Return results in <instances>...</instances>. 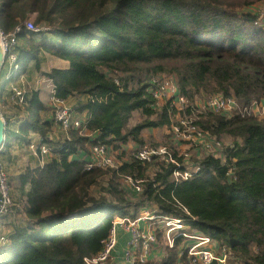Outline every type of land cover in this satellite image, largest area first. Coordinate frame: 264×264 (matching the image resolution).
Returning a JSON list of instances; mask_svg holds the SVG:
<instances>
[{"label": "trees", "instance_id": "1", "mask_svg": "<svg viewBox=\"0 0 264 264\" xmlns=\"http://www.w3.org/2000/svg\"><path fill=\"white\" fill-rule=\"evenodd\" d=\"M263 3L0 0V30L22 28L21 73L27 74L30 64L40 70L42 55L67 61L68 69L43 76L60 99L87 98L73 108L87 117L83 133L71 132L64 142L49 139L53 121L41 92L29 94L28 116L16 131L7 122V134L24 135L23 142L38 134L52 157L19 178L22 191L29 186L30 222L14 229L0 264H84L102 250L116 217L135 218L151 206L227 249L231 263L264 264V120L187 110L200 130L228 144L226 161L205 156L201 171L180 184L174 183L171 166L156 162L161 173L147 180L136 200L122 182L125 175L145 178L151 167L131 159L128 148L162 144L175 149L168 134L175 112L169 104L156 106L149 91L152 78L173 77L191 103L217 94L235 98L242 107L264 99V27L251 11ZM28 21L48 31L29 32ZM96 145L119 153L118 168L86 171L83 161L71 158ZM230 167L235 177L228 174ZM95 187L98 197L91 194ZM158 239L162 242L161 231ZM184 241L177 238L160 260L146 264H178L185 259L180 257Z\"/></svg>", "mask_w": 264, "mask_h": 264}, {"label": "built area", "instance_id": "2", "mask_svg": "<svg viewBox=\"0 0 264 264\" xmlns=\"http://www.w3.org/2000/svg\"><path fill=\"white\" fill-rule=\"evenodd\" d=\"M254 7H258L254 12L257 22L264 27V3ZM25 28L33 33L48 31L47 27L36 26L33 21L26 22ZM21 32V27H17L10 33L0 30L4 54L0 84L8 86L9 101L22 114L20 121L25 120V113L29 106V94L37 92L39 88L46 85L49 92L48 107L53 121L49 139L54 142L70 140L71 132L80 131L83 133V123L86 122L87 117L85 114L75 113L73 107L68 103L69 99L63 100L57 97L56 87L49 78L39 76L31 83L27 80V74L21 73L18 53ZM3 73L4 75H2ZM149 91L153 94L157 107L169 104L170 109L175 112L171 117L172 125L168 131L175 149L168 146L146 144L130 150L131 159L151 165L145 178H135L131 175L123 177V186L132 200H136L143 193L144 185L148 179L153 180L158 173H161L160 165H157L156 162L171 166L174 183L180 184L201 171V160L205 156L210 155L222 162L226 161L225 151L228 144L200 130L195 125L196 118L186 115L187 110H208L214 114L225 115L237 113L241 116H253L264 120V99L254 101L248 107H242L235 98L217 94L207 98H198L191 103L180 93L176 80L168 76L152 78ZM86 101L87 98H85ZM4 146L5 143L0 147V155ZM26 146L33 156L39 158L41 167L46 164V158H50L52 155V149L36 133H31L28 136ZM118 156L119 153L107 146L96 145L90 147L87 154L82 152L71 158L83 161L85 170L92 171L118 168L120 164ZM228 174L235 177L233 167L229 168ZM27 206V200L20 204L15 202L12 196L10 176L0 157V226L4 218H12L16 213L21 216L22 226L28 225L30 220L27 215ZM182 209L189 214L186 208L182 207ZM159 214L157 207L151 206L143 208L135 218L130 216L116 218L111 234L105 240L102 250L93 257L85 258L84 264L113 263L118 246L117 228L119 227L125 229L130 235L121 264H146L153 260L152 254L159 249L162 250L161 257H163L164 248H173L177 238L185 239L182 248H180V257H185V259L180 260L178 264H237L230 262L231 252L220 248L218 243L210 237L190 233V228L183 219L160 216ZM158 231L162 233V242L158 239ZM12 233L0 236V254L10 244Z\"/></svg>", "mask_w": 264, "mask_h": 264}, {"label": "crops", "instance_id": "3", "mask_svg": "<svg viewBox=\"0 0 264 264\" xmlns=\"http://www.w3.org/2000/svg\"><path fill=\"white\" fill-rule=\"evenodd\" d=\"M42 64L41 69H34V64H30L29 69L27 71V80L30 77L36 75L33 80L39 76H43V74L49 73L52 69H68L69 62L55 58L51 55H42ZM51 62V66L50 63ZM29 81V80H28ZM41 92V97L45 101L48 107V88L47 86H43L37 90ZM30 92V90H29ZM9 88L6 84H0V110L6 121L10 124L8 125L9 130L16 131L17 126L19 125L20 119H22L21 112L9 101L8 98ZM85 102V98H72L68 100V103L75 108L79 105V103ZM49 108V107H48ZM25 118L28 116V111L25 113ZM48 120H51V115H47ZM17 134V133H16ZM89 135V133H86ZM24 135H21V139L24 138ZM17 135L12 133V136L7 134L6 139H8V145L4 146V149L1 152V160L5 164L7 171L10 176L11 186H12V196L16 203H25L27 200V192L29 191V186L25 187V190L22 191L20 187V176L29 168L34 169L40 166L39 158L33 156L28 150L26 146V142H23V148H18L20 145V139ZM10 143V144H9ZM90 149V148H89ZM85 152V151H83ZM82 153V152H80ZM87 154V152H85ZM47 161L49 160L46 158ZM20 214L16 213L12 218H4L2 225L0 226V236L8 233H12L16 227L22 226V221L20 220ZM117 238H118V246L115 251V259L112 264H121L122 256L127 248V244L130 240V235L126 232L125 229L119 227L117 228ZM159 253V254H158ZM160 255V256H159ZM164 255V252H163ZM162 250L159 249L152 254L153 260H160L162 257Z\"/></svg>", "mask_w": 264, "mask_h": 264}, {"label": "water", "instance_id": "4", "mask_svg": "<svg viewBox=\"0 0 264 264\" xmlns=\"http://www.w3.org/2000/svg\"><path fill=\"white\" fill-rule=\"evenodd\" d=\"M3 60H4V54H3V47H2V42H1V37H0V75L2 72V66H3ZM6 127L7 123L1 113L0 110V147L4 145L5 141V136H6Z\"/></svg>", "mask_w": 264, "mask_h": 264}, {"label": "rangeland", "instance_id": "5", "mask_svg": "<svg viewBox=\"0 0 264 264\" xmlns=\"http://www.w3.org/2000/svg\"><path fill=\"white\" fill-rule=\"evenodd\" d=\"M259 7V6H258ZM258 7H253V8H251V11L252 12H255V9H257ZM21 44H23L22 42H20V45ZM48 55V54H47ZM50 64V66H51V62L49 63ZM36 75L34 74V76L33 77H30L28 80H29V82H31L32 80H33V78L35 77ZM45 86V85H44ZM51 115V114H50ZM153 133H154V135H155V137H156V139L157 140H159L160 141V133H158V132H156V131H153ZM20 145L18 146V148H23V142L22 141H20V143H19ZM162 145V144H161ZM162 146H168V145H162ZM168 147H170V146H168ZM133 148H128V151L129 150H132ZM51 157H52V155H51ZM50 157V158H51ZM50 158H48V159H50ZM91 194L92 195H95L96 197H98L99 195H100V188L99 187H95V188H93L92 190H91ZM116 218H118V217H116ZM115 218V219H116ZM114 219V220H115ZM4 257V255L2 254L1 256H0V260L2 259Z\"/></svg>", "mask_w": 264, "mask_h": 264}]
</instances>
